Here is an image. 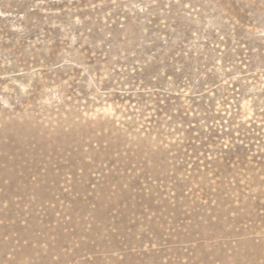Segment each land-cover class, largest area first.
<instances>
[{
  "label": "rangeland",
  "instance_id": "rangeland-1",
  "mask_svg": "<svg viewBox=\"0 0 264 264\" xmlns=\"http://www.w3.org/2000/svg\"><path fill=\"white\" fill-rule=\"evenodd\" d=\"M0 264H264V0H0Z\"/></svg>",
  "mask_w": 264,
  "mask_h": 264
}]
</instances>
